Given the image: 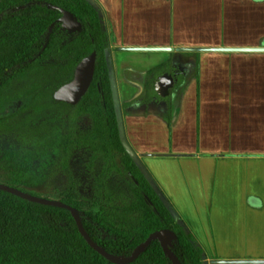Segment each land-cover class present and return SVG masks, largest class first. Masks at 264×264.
I'll list each match as a JSON object with an SVG mask.
<instances>
[{"label":"crops","instance_id":"crops-1","mask_svg":"<svg viewBox=\"0 0 264 264\" xmlns=\"http://www.w3.org/2000/svg\"><path fill=\"white\" fill-rule=\"evenodd\" d=\"M92 1L140 163L209 264H264V0Z\"/></svg>","mask_w":264,"mask_h":264},{"label":"trees","instance_id":"trees-1","mask_svg":"<svg viewBox=\"0 0 264 264\" xmlns=\"http://www.w3.org/2000/svg\"><path fill=\"white\" fill-rule=\"evenodd\" d=\"M64 8L81 23L69 31L60 21ZM93 51L97 53L95 74L88 92L76 104L55 99V92L70 82L79 62ZM170 62L148 73L155 80L146 83L141 97L155 89L158 76ZM0 90L16 81L41 72L52 85L49 100L38 102L41 88L21 97L0 95V124L21 110L36 113L89 114L94 129L91 146L106 159L114 151L122 156L125 171L131 177L133 201L129 210L136 214L132 228H122L89 210L78 207L72 199H60L75 206L89 236L111 256L129 258L149 234L172 229L176 237L169 248L181 264H202L203 249L195 236L174 216L172 205L161 189L152 184L150 174L127 150L116 113L111 82L109 37L101 8L92 0H15L0 6ZM41 86L43 80H37ZM184 83V80L180 82ZM2 92L0 91V94ZM49 148L58 146L66 153L77 140L67 133L46 135ZM61 153V151L59 152ZM37 150L12 149L0 158V169H9V182L19 187L33 182V163ZM1 182V181H0ZM155 182V181H154ZM48 198V197H47ZM0 264H120L91 247L81 235L71 211L23 199L0 189ZM129 264H174L158 240H152L137 259Z\"/></svg>","mask_w":264,"mask_h":264},{"label":"rangeland","instance_id":"rangeland-1","mask_svg":"<svg viewBox=\"0 0 264 264\" xmlns=\"http://www.w3.org/2000/svg\"><path fill=\"white\" fill-rule=\"evenodd\" d=\"M11 1L15 0H0V6ZM2 67L0 65V69ZM37 80H43L44 85ZM37 88H41L38 102L49 100L47 96L51 95L53 87L41 72L25 76L11 88L1 89L0 95L21 97ZM93 129V118L89 114L54 110L38 114L32 109H23L0 124V158L21 147L37 150L39 158L33 163V182L19 185V188L43 197L72 199L81 209L119 227L132 228L136 214L129 210L134 198L131 177L125 171L120 153L114 151V157L106 159L94 152L91 146ZM63 132L71 140H77L75 144L66 147V153L58 146L49 148L52 139L46 135L57 136ZM0 181H10L9 169H0Z\"/></svg>","mask_w":264,"mask_h":264},{"label":"water","instance_id":"water-1","mask_svg":"<svg viewBox=\"0 0 264 264\" xmlns=\"http://www.w3.org/2000/svg\"><path fill=\"white\" fill-rule=\"evenodd\" d=\"M63 12V15L60 18V21H62L63 26L67 28L69 31H77L81 28V23L75 20L74 15L72 12L69 10H66L64 8L60 9ZM137 50H159L161 48H154V47H142V48H135ZM212 50H231V48H212ZM236 50H245V49H236ZM96 60H97V53L96 51H93L90 55L84 57L79 64L77 65L75 72H74V77L73 79L62 85L56 92H55V99L59 101H64L67 103H70L72 105H76L82 97L88 92L93 78L95 74V68H96ZM111 82H112V90H113V96H114V101H115V106H116V113H117V118H118V124L120 127V131L122 134L123 142L131 154V156L139 163V159L135 151L130 147L128 144L125 135H124V128H123V118H122V109L120 105V98L118 94V88L116 85V78L114 75L113 69H111ZM78 81L79 85V90L74 93V98L73 97V87L72 85ZM150 181L154 186H156L154 180L152 177L149 176ZM0 189L8 191L10 193H13L23 199H26L31 202H36L44 205H52V206H58L62 208H66L71 211V214L73 218L75 219L77 226L79 228V231L81 235L85 238V240L88 242V244L93 247L97 252L102 254L104 257L107 259L120 263V264H129L134 262L138 255L145 250L150 242L152 240H158L161 243V246L163 250L168 253L174 260V264H181L180 260L176 257V255L171 251L169 248V244L172 242V240L176 237V232L172 229H160L152 232L149 234V236L142 241L133 251L132 255L129 258H119L115 256H111L108 252H106L101 246H99L87 233L85 230L81 218L79 216L78 210L75 206L64 202L60 199H53V198H47L43 196H39L33 193H30L28 191H25L19 187L13 186L11 184L3 183L0 182ZM166 204L170 206V202L166 201ZM174 216L179 220L178 215L176 212L172 209ZM183 225V224H182ZM185 228H187L185 225H183ZM188 230V228H187ZM202 259L203 263L202 264H209L208 260L206 259V255L204 254V251L202 253ZM214 262H225V260H218V261H213ZM232 262H237V261H232Z\"/></svg>","mask_w":264,"mask_h":264},{"label":"flooded vegetation","instance_id":"flooded-vegetation-1","mask_svg":"<svg viewBox=\"0 0 264 264\" xmlns=\"http://www.w3.org/2000/svg\"><path fill=\"white\" fill-rule=\"evenodd\" d=\"M159 93L163 94L165 91L168 90H178V81L174 76L166 74L165 78L162 79V81H159Z\"/></svg>","mask_w":264,"mask_h":264},{"label":"clouds","instance_id":"clouds-1","mask_svg":"<svg viewBox=\"0 0 264 264\" xmlns=\"http://www.w3.org/2000/svg\"><path fill=\"white\" fill-rule=\"evenodd\" d=\"M256 47H259V48H261V49H264V44L256 45ZM256 55H257L258 57H259V56H264V51H260V52L256 53ZM72 87H73V97H72V98H74V93H75L76 91L79 90L78 81H76V82L72 85Z\"/></svg>","mask_w":264,"mask_h":264}]
</instances>
